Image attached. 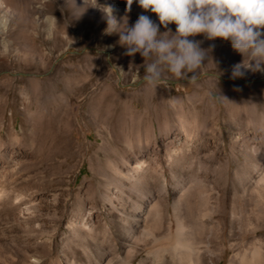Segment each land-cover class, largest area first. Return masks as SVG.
I'll return each instance as SVG.
<instances>
[{"label":"rangeland","instance_id":"rangeland-1","mask_svg":"<svg viewBox=\"0 0 264 264\" xmlns=\"http://www.w3.org/2000/svg\"><path fill=\"white\" fill-rule=\"evenodd\" d=\"M112 2L121 23L141 13L159 23L135 0L130 11L127 0ZM106 5L0 0V264H105L115 255L121 264L135 235L134 264L198 256L230 264L255 246L264 264V80L208 74L231 77L244 56L229 40L197 34L189 39L208 49L201 78L165 69L180 81L122 86L118 70L128 84L150 60L127 54L119 33L105 31ZM178 198L200 251L184 260L154 249L175 234ZM75 215L99 242L88 229L70 240Z\"/></svg>","mask_w":264,"mask_h":264},{"label":"clouds","instance_id":"clouds-1","mask_svg":"<svg viewBox=\"0 0 264 264\" xmlns=\"http://www.w3.org/2000/svg\"><path fill=\"white\" fill-rule=\"evenodd\" d=\"M134 0H127L128 10ZM144 10L155 13L159 23L141 13L128 26L113 14L111 5L105 11L108 33L118 32L119 42L127 54L139 52L150 60L145 65L141 83L156 86L164 79V71L176 77L191 74L195 81L205 65L208 49L198 40L189 39L204 34L208 39L229 40L232 47L248 62L232 66V78L243 77L245 70L264 72V0H135ZM176 25L175 31L168 27ZM163 25L166 31L161 32Z\"/></svg>","mask_w":264,"mask_h":264},{"label":"bare ground","instance_id":"bare-ground-1","mask_svg":"<svg viewBox=\"0 0 264 264\" xmlns=\"http://www.w3.org/2000/svg\"><path fill=\"white\" fill-rule=\"evenodd\" d=\"M97 2L102 3V4L111 5L112 6V9H113V14L116 15V10H115V7H114V3L112 2L113 4H111V0H97ZM75 50H77V49H75ZM73 51L74 50H72L71 48H68L66 52H73ZM118 72L120 73L119 70H118ZM120 75H121V73H120ZM185 188L186 189L183 192L188 191V189H187L188 187H185ZM185 198H187V197H185ZM179 201L180 200L178 198L173 203L174 204V212L173 213H174V218L176 220V230H175V234L173 235V238L172 239L170 238L169 241H166L164 243H163V239L160 238L161 241H159V242H161V244L154 245L156 247L154 249H155V251L158 252V255H160L165 249L170 248V250H173L178 256L181 257L180 259L184 260V257H186V255H184V252H188L190 250L197 249V247L194 246L195 245L194 244L195 242L193 241V237L191 236V233H190L189 228L187 226L188 223L186 224V220H185L186 216L184 217L182 215L181 210H180V202ZM155 204H156V206H158L160 208L159 204H161V201L160 202L159 201H156ZM192 212H191V214H193ZM159 214L161 215V212ZM192 216H194V215H192ZM69 226H70V228H74L76 230V234L74 236L70 237V240H72V241L73 240H76V241L81 240L84 237V233L83 232H85L84 231L85 229H88L89 230L87 232V234H89L90 237H92L94 240H96L98 242L100 241V237H98L99 236L98 233H95L94 230H92V228L90 227V225L88 224V222H86L85 219L82 216H76V217H74L72 219L71 223H69ZM170 228H171V226L169 225V227H168V233H167L168 236H170V234H171ZM135 236H133V239H134L133 242L136 239H137V241L135 243H132L131 245H129V248L124 252V254L122 253L123 255L121 254V252L120 253L118 252L119 253L118 256L120 257V260L122 261L121 264H134L135 257H137L139 255L138 254V252H139L138 246H139V244L141 245V243L139 242V240H141L142 238L139 235H135ZM49 238H51V237H49ZM198 249H197V251H198ZM261 251H262V247H256L255 246L253 248V250L251 251L250 256H246V254H243V253H242L243 254L242 255V254L239 253V255H240L239 258H237V257L234 256V259L233 258L231 259L230 264H236V263H238V264H246L247 261L249 263H251V264H258V262H260V259H261ZM153 253H154V251H153ZM198 253L200 255V251H198ZM5 254H6V252H5ZM114 257L109 258V260L105 264H114L113 263ZM198 257L200 258V256H198ZM198 257L196 258L197 259L196 261L195 260L188 261V264H201L202 263V262H200L201 261L200 260L201 258L199 259Z\"/></svg>","mask_w":264,"mask_h":264},{"label":"water","instance_id":"water-1","mask_svg":"<svg viewBox=\"0 0 264 264\" xmlns=\"http://www.w3.org/2000/svg\"><path fill=\"white\" fill-rule=\"evenodd\" d=\"M86 50V48L83 49V51ZM103 51L107 54V55H110V51L107 50V49H103ZM73 52H80V50H74ZM208 74H211V75H215L217 77H219L220 79H222L223 81H226V82H230V81H235V80H238V81H242L244 83H252L254 81H258V80H264V78H260V79H246V78H243V77H237V78H232L231 77H224L220 74H217V73H211L209 72ZM203 76L200 75L196 80H198L199 78H201ZM143 78V77H142ZM142 78L137 80V81H132L128 84H123L122 83V76L120 75L119 73V79H120V83L122 86H138V85H141V81H142ZM183 80H186V79H183ZM191 80V79H190ZM163 81H169V82H172V83H175V82H178L180 80H177V79H170V78H165Z\"/></svg>","mask_w":264,"mask_h":264}]
</instances>
